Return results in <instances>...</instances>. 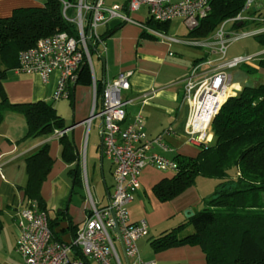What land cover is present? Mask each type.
<instances>
[{
    "label": "crops",
    "instance_id": "obj_1",
    "mask_svg": "<svg viewBox=\"0 0 264 264\" xmlns=\"http://www.w3.org/2000/svg\"><path fill=\"white\" fill-rule=\"evenodd\" d=\"M44 1L0 0V18L11 16L18 8L42 6ZM255 16L259 18L260 15L256 13ZM132 18L140 23V26L111 21L104 31L107 48L104 55L97 54L98 72L93 62L95 77L101 86V102L105 80L114 79L120 71L133 69L130 89L123 90L126 92L124 99L127 101V116L123 126L133 122L135 116L140 113L144 117L143 130L147 138L153 139L168 130L163 133L164 146L155 144L150 153L156 152L174 160L177 155L195 157L200 151V146L188 140L185 130L190 103L184 99V85L191 76L195 60L211 52V49L195 58L191 66L183 58L189 46L199 45L188 39L187 35L191 29L182 18L176 17L165 22L163 28L165 33L172 34L171 36L179 41L163 40L155 34L158 29L148 23L150 15L146 6L133 12ZM210 55L215 56L212 53ZM254 59L258 63L259 56ZM56 79L57 74H53L50 82L44 83L38 75L14 68L8 71L4 88L9 100L14 103L39 100L52 102L64 118L67 126L65 133L74 138L79 151L84 147L83 152H86L87 157V145L84 140L87 133L86 120L91 116L93 109V85L76 82L70 86L68 98L55 100L53 91ZM245 86H250L246 80L241 82L240 90ZM97 120L98 127L100 126L101 121L97 117L93 120L90 130ZM26 129V120L22 114L6 112L0 126V264H22L21 256L17 259L13 255L18 253V212L25 206V157L43 144L50 143V154L54 160L41 191L50 211L49 216L53 221H57L56 236L63 241H70L90 210L89 201L83 194L84 187H74L72 177L68 173L69 165L60 157L59 136L53 133L19 142ZM96 153L100 159L101 173L104 175L103 182L104 179L107 182L104 183L107 198L105 201L95 200L104 205L109 201L107 186L113 185V164L111 162L109 166V182L104 164H101V146ZM175 173L174 169L163 170L148 164L140 174V188L136 191L130 207L134 221L144 218L149 225V234L138 241L140 253L146 259H156L158 264H207L206 255L199 245L182 244L160 250H156L152 245L154 239L185 223L184 211L192 210L195 213L201 209L207 194L200 190L198 183L209 186V178H216L198 175L194 183L178 196L168 201L159 200L154 193V186L165 178H172ZM150 235L153 239L148 242ZM117 242L120 249L118 246L117 248L125 260L122 244L118 240Z\"/></svg>",
    "mask_w": 264,
    "mask_h": 264
},
{
    "label": "built area",
    "instance_id": "obj_2",
    "mask_svg": "<svg viewBox=\"0 0 264 264\" xmlns=\"http://www.w3.org/2000/svg\"><path fill=\"white\" fill-rule=\"evenodd\" d=\"M60 1L62 16L75 25V33L59 31L39 38L33 47L19 53V64L15 69L38 75L44 83H49L51 76L57 74L53 98L58 100L70 96V86L77 82L80 66L87 60L94 89L92 113L86 120L87 134L93 120L100 118L101 150L113 164V185L109 201L104 205L92 197L88 188L89 214L70 241L55 237L48 213L40 209L36 201L24 206L17 217L16 251L22 258V264H87L73 258L75 247L97 264H158L156 259H146L140 253L138 241L149 234V225L144 218L134 221L130 207L140 188L139 177L146 165L152 164L163 170L178 168L174 159L149 152L155 144L164 146L163 133L168 130L153 139L147 138L143 130L144 117L140 113L133 122L123 126L127 101L122 97V91L130 89L133 69L120 71L114 79L105 80L99 104L92 55L97 52L102 56L106 52L104 31L111 21L140 26L132 18V13L143 6L156 21L166 22L179 17L193 29L211 12L213 0ZM263 8L264 0H246L236 16L218 27L213 41L195 42L210 48L215 56L196 63L184 85V99L190 103L185 130L192 143L199 146L207 143L212 119L227 100L238 95L240 85L231 70L264 54L262 51L257 55L227 58L231 41L262 31L233 33L227 30V23L242 25L256 20V13ZM155 34L163 40L179 41L162 31L157 30ZM65 132L55 131L58 136ZM83 153V163L80 161V164L82 177L87 180L86 152ZM116 225L117 231L114 230ZM117 240L122 244L125 260L117 248Z\"/></svg>",
    "mask_w": 264,
    "mask_h": 264
},
{
    "label": "trees",
    "instance_id": "obj_3",
    "mask_svg": "<svg viewBox=\"0 0 264 264\" xmlns=\"http://www.w3.org/2000/svg\"><path fill=\"white\" fill-rule=\"evenodd\" d=\"M245 2L213 0L211 12L189 31L188 39L213 41L218 27L236 16ZM61 10L60 0H45L42 6L18 8L11 16L0 18V126L7 111L22 114L27 129L19 142L67 128L52 102L14 103L4 88V79L9 70L18 66L22 50L33 47L39 38L59 31L75 33V25L63 18ZM252 22L227 25L231 29H239ZM148 23L164 30L165 22L150 17ZM254 36L264 46V32ZM208 57H211L210 52L197 58L195 63ZM258 67L264 69V54L259 56ZM77 82L92 84L86 59L80 66ZM100 88L98 84V92ZM210 132L216 137V143L200 146L195 157L177 155L175 175L157 183L154 193L161 201L171 200L190 187L198 175L218 178L215 192L205 200L202 210L188 218L187 222L193 225L192 232L184 236L180 234L187 224L185 222L154 239L152 245L156 250L182 244L199 245L206 255L207 264H264V84L245 86L237 96L227 100L212 119ZM59 143L60 157L69 165L68 173L74 187L83 188L81 155L74 138L63 133L59 136ZM25 163V206L36 201L49 215L41 190L54 163L50 143L29 153ZM104 183H107L105 179ZM111 188L107 186L109 193ZM49 224L55 237L60 239L55 234L57 221L49 216ZM73 258L92 264L77 247Z\"/></svg>",
    "mask_w": 264,
    "mask_h": 264
},
{
    "label": "rangeland",
    "instance_id": "obj_4",
    "mask_svg": "<svg viewBox=\"0 0 264 264\" xmlns=\"http://www.w3.org/2000/svg\"><path fill=\"white\" fill-rule=\"evenodd\" d=\"M259 18H261V20ZM259 18L256 20H252L254 21V23L252 22L250 25L241 27L239 29H235V28L231 29V26L227 25V30L233 31V33H242L246 31H252V30L259 29V30H262L260 33H263L264 32V8L261 9V15ZM187 50L188 52L185 53V57L183 59L187 62V64L191 65L195 58L206 54L208 50L210 51V48L201 47V46H189ZM263 50H264V46L260 44V42L255 36H252V35L243 36L231 42L228 48L227 58H233L235 56H241V55L242 56L255 55L256 53L261 52ZM97 54H98L97 52H93L92 61L94 62L95 68L97 69V72H98L99 58ZM257 64H258L257 60L254 59L250 61V63H245L231 70L233 76L239 82V85H241V82L245 80L249 82L250 86H258L260 84H264V69L259 68V67L257 68ZM122 97L123 98L126 97V92L124 91L122 92ZM98 102L100 104L101 95L98 99ZM53 103H55V101ZM98 125H99V120H97L94 123L91 130L89 131V134L86 133L85 140H84V143L86 142V145H87V157L86 156L85 157H86L87 178L88 179L85 180L82 177L83 183H84L83 194L88 200L89 199L88 188H89L90 193L94 199L105 201L107 198V193H106L105 185H104L103 178H102L100 159L96 153V150L101 146V136L99 133ZM207 140H208L207 145H214L216 143V138L211 132L209 133V138ZM83 149L84 147H82L80 151L81 153L80 155L82 158L81 161L83 160V156H84ZM110 163L111 161L104 156L103 164H104L106 177L109 182H111V178L109 174ZM81 169H82V165H81ZM82 176H83V173H82ZM209 179H210L208 180L209 186L208 185L203 186L200 182L198 183V187L200 188V190H202V192L207 194L205 200H207L215 192L216 187L219 182L218 178H209ZM205 205L206 203L204 202L200 210H202ZM184 216L186 217V220L185 219L184 220L185 222H187L189 218V213L184 211ZM192 230H193V225L187 222L186 226L184 227L183 230H181L180 234L184 236L192 232ZM150 239H153L152 235H150L147 241L149 242ZM115 243L120 249L119 242L115 241ZM10 251H12V249H10ZM13 256L14 258H17V259L20 258L19 253H16ZM91 263L97 264L95 261H92V260H91Z\"/></svg>",
    "mask_w": 264,
    "mask_h": 264
},
{
    "label": "water",
    "instance_id": "obj_5",
    "mask_svg": "<svg viewBox=\"0 0 264 264\" xmlns=\"http://www.w3.org/2000/svg\"><path fill=\"white\" fill-rule=\"evenodd\" d=\"M261 5H262V4H259V7H261ZM89 43H90V41H89ZM101 155H102V156H101V164H102V163H103V154H101ZM187 213H189V217L192 216V215L194 214L192 210H188ZM114 230H115V231L118 230L117 225L115 226Z\"/></svg>",
    "mask_w": 264,
    "mask_h": 264
}]
</instances>
